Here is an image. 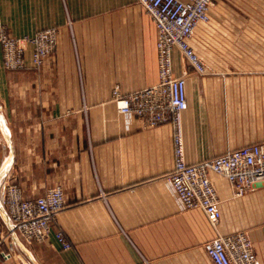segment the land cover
Wrapping results in <instances>:
<instances>
[{
	"label": "crops",
	"instance_id": "crops-1",
	"mask_svg": "<svg viewBox=\"0 0 264 264\" xmlns=\"http://www.w3.org/2000/svg\"><path fill=\"white\" fill-rule=\"evenodd\" d=\"M0 25L14 38L59 32L42 69L29 47L25 69L6 70L0 44V120L12 143L11 151L0 129V203L5 182L26 200L56 186L66 197L49 239L12 233L16 252L0 264H213L205 245L240 232L264 264V188L235 198L212 174L221 202L214 228L202 210H183L167 182L173 126L147 127L117 110L115 90L126 96L159 81L157 29L139 0H0ZM190 48L206 72L174 51L187 87L186 162L264 142V0H214Z\"/></svg>",
	"mask_w": 264,
	"mask_h": 264
},
{
	"label": "built area",
	"instance_id": "built-area-1",
	"mask_svg": "<svg viewBox=\"0 0 264 264\" xmlns=\"http://www.w3.org/2000/svg\"><path fill=\"white\" fill-rule=\"evenodd\" d=\"M213 1L139 0L157 29L159 81L126 96L115 90L113 96L119 114L136 117L147 127L173 126L175 168L167 176V182L183 210H202L217 229L221 221V202L211 175L225 178L235 198L264 188V142L197 164H188L185 160L181 117L188 107L186 78L175 75L173 55L178 49L189 68L205 74V65L191 50L190 40L199 25L210 22ZM58 36L57 29H49L34 37L14 38L0 25L5 69H25L29 47L35 68L42 69L56 52ZM1 198L13 231L26 243H45L52 233V224L66 208L62 186L51 188L36 199L26 200L17 184L5 182ZM11 237L12 233L0 217V259L4 262H9L16 252ZM56 239L63 248L69 246L61 231L56 233ZM205 250L213 264H260L245 232L220 235L207 243Z\"/></svg>",
	"mask_w": 264,
	"mask_h": 264
},
{
	"label": "water",
	"instance_id": "water-1",
	"mask_svg": "<svg viewBox=\"0 0 264 264\" xmlns=\"http://www.w3.org/2000/svg\"><path fill=\"white\" fill-rule=\"evenodd\" d=\"M0 129L2 130L7 142L9 144L10 148H11V151H12V143H11L10 134H9L8 130L5 128V126H4V124H3V122L1 120H0ZM9 164L10 165L12 164V158L10 159ZM2 174L3 173L0 174V178H1ZM5 214L6 213H5L4 209L2 208V206L0 204V217L2 218V220L5 223L6 227L11 231V233L13 232L14 237L17 238L16 234L14 233L13 229L11 228V224L9 223V221H8V219H7Z\"/></svg>",
	"mask_w": 264,
	"mask_h": 264
},
{
	"label": "rangeland",
	"instance_id": "rangeland-1",
	"mask_svg": "<svg viewBox=\"0 0 264 264\" xmlns=\"http://www.w3.org/2000/svg\"><path fill=\"white\" fill-rule=\"evenodd\" d=\"M2 140H3V138H2ZM1 204V203H0ZM2 206V205H1ZM2 208L4 209V207L2 206ZM4 211H5V209H4ZM5 213H6V215H7V212L5 211ZM7 217H8V215H7ZM9 218V217H8ZM9 223L11 224V222H10V219H9ZM11 228H12V226H11ZM33 262V261H32ZM35 263V262H34Z\"/></svg>",
	"mask_w": 264,
	"mask_h": 264
},
{
	"label": "bare ground",
	"instance_id": "bare-ground-1",
	"mask_svg": "<svg viewBox=\"0 0 264 264\" xmlns=\"http://www.w3.org/2000/svg\"><path fill=\"white\" fill-rule=\"evenodd\" d=\"M6 215V214H5ZM6 217H7V215H6ZM7 219H8V221H9V218L7 217ZM13 233V232H12ZM15 233V232H14Z\"/></svg>",
	"mask_w": 264,
	"mask_h": 264
}]
</instances>
